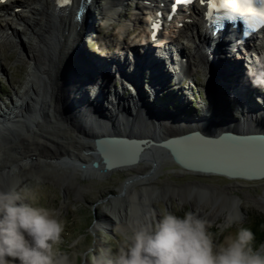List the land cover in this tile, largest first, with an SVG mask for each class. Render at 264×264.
I'll return each instance as SVG.
<instances>
[{"label":"bare ground","instance_id":"bare-ground-1","mask_svg":"<svg viewBox=\"0 0 264 264\" xmlns=\"http://www.w3.org/2000/svg\"><path fill=\"white\" fill-rule=\"evenodd\" d=\"M80 1L71 0V3L59 6L57 0H30L29 4H24L23 0H12L0 7V43L3 42L8 47L19 48L15 58L20 63L30 65V69L26 70L27 78L18 81L19 88L23 89L15 91L14 97H10L7 102H0V143H3L0 145V151H6L10 155L6 157V161L0 162V211L11 208L31 227L35 225L34 218L19 212L21 203L17 197V190L22 186L23 179L29 178L32 163L44 160L52 166L66 167L72 162L74 163H71L72 168L78 169L80 176L83 171L97 174L99 166L94 168L90 165L94 156L88 152L90 151L87 142L89 137L112 133L144 135L158 139L193 128L207 132H215L224 128L264 131V108L256 110L258 100L262 101L260 91L264 92L262 89L264 88L262 87L264 73L260 61L264 59V40L261 46L252 41L249 42L252 54L249 56L250 52H247L245 58L249 56L247 61H251L252 64L249 65V69H239L233 62L234 57L230 58L233 61L228 59L231 50L227 51L225 43H218L221 44L220 46L215 45L214 39H210L204 31V21L201 19L198 7L194 6L192 14L185 16L189 19L188 22H185L182 28H176L173 31L172 44L168 46L176 48L177 56L174 60L173 57L166 59L169 67L165 68V71L162 68L159 71L165 79L164 82L153 74V66L147 62L150 56L141 55L140 50L145 51L147 48L151 49L152 46L156 47L154 44H148L145 38L147 35L142 33H136L134 38H139H132L130 43L123 44L117 41L123 49V54L118 56L119 60L115 62L113 69L109 65L111 69L109 67L103 72L97 71L89 67L91 60L82 61L79 57L81 53L84 57L86 55L81 40L88 26L87 19L91 15L90 4H87L81 7L80 16L77 18ZM134 1L92 0L91 5H94L96 10L98 9L104 16L112 17L119 11L116 6L125 8L129 3H134L133 23L139 21L144 24V20L137 18L143 3L151 5L162 0ZM85 2L86 0H83V5ZM17 7H21L20 12L15 11ZM131 27L132 24L125 21L117 29L122 36L126 29ZM231 56H233L232 53ZM13 57L12 54L0 52L2 60H11ZM178 57L181 59L178 60ZM243 57L238 56L237 58ZM177 61H180L181 66ZM94 63L97 61L94 60ZM144 64H146L148 83L144 86L145 92H141L142 84L139 74L144 72ZM200 67L205 69V74L207 72L212 77L214 73L217 77L223 75L215 82L219 90L217 97L219 110L215 108L210 112L190 115L184 113L179 105L178 111L170 109L167 102L160 105L154 102L159 96L160 88L161 92L167 88V82H170L169 76L176 75L183 81L184 73L194 76L196 69ZM2 70L4 71V67L0 62V71ZM252 75H259L263 83L258 82L256 85V78ZM209 82H211L210 79ZM207 86L206 92L212 94L214 90L209 84ZM128 87L130 91L127 90ZM166 92L174 94L172 98L175 96V93L167 90ZM176 93L181 94L182 91L176 90ZM98 94L102 100L96 97L101 103H98L99 108L93 111L88 107L91 105L90 100H83V98L95 97ZM256 98L259 99L256 100ZM211 99H215V94ZM182 102L183 99L180 98V104ZM92 105L97 107V103L96 105L92 103ZM230 105L238 108L236 119L232 116L228 118L229 112L226 109ZM184 108H186L185 105ZM42 112L53 115V122L57 123L54 125L57 128L60 126L59 132L42 129ZM229 115L232 114L229 113ZM67 137H72L73 142L84 143L78 147L82 152L75 146L69 145L70 142L62 141ZM4 144H9V147H3ZM157 151L154 149L146 154L144 160L141 161L146 165L142 168L137 167L136 169L135 166H131L119 169L127 172V179L123 184L139 176L141 177L137 179L140 181L151 179L150 174L155 165V153L157 156L161 154V157L168 160L165 153ZM79 163L86 166L81 167ZM150 169L151 171H147ZM133 171L140 175H132ZM183 171L194 174L187 170ZM194 175L219 176L215 174ZM170 193L178 197L180 194L177 188L171 189ZM181 198L184 202L189 201L186 196ZM145 203V210L138 221L133 220L122 206L117 210L107 209L113 217L114 224L128 229L130 226L135 227L137 238L144 242L150 257L154 255L150 232L157 210L150 200ZM193 207L191 218L196 226L206 227L219 216L226 224L240 221L243 217L233 201L225 209L216 206L207 211L197 202L193 204ZM1 215L0 213V218ZM0 247L6 249L2 238Z\"/></svg>","mask_w":264,"mask_h":264},{"label":"rangeland","instance_id":"rangeland-1","mask_svg":"<svg viewBox=\"0 0 264 264\" xmlns=\"http://www.w3.org/2000/svg\"><path fill=\"white\" fill-rule=\"evenodd\" d=\"M23 1L24 4L30 3V0ZM130 11L128 16H131ZM94 27H97L96 22ZM107 34L102 38L105 37L108 42L115 41L119 36L118 29ZM135 35L136 31L127 34L126 43H130ZM81 41L86 55L84 57L81 53L80 59L94 61V53L100 51L102 42L99 38L94 41L85 33ZM19 50L0 43V52L14 56L7 61L0 59L4 67V71H0L1 103L13 98L15 91H21L23 88H19L18 81L27 78L26 70L30 69V65L17 61L15 56ZM145 68L146 64L144 72L139 74L141 92H145L144 86L148 83ZM214 75L205 74V69L200 67L194 76L184 73L183 81L170 79L165 89L175 93V96L172 98L174 94L167 93L165 89L161 92L159 87L160 93L154 102L157 105L167 102L170 109L178 111L179 105L184 113L190 115L210 112L215 108L219 110V90L215 82L223 75ZM252 76L256 78V85L263 83L259 77ZM207 84L214 90L212 94L206 92ZM176 90L182 91V95ZM260 92L262 101L256 98V110L264 108V92ZM213 94L214 100L211 99ZM180 98L183 99L181 104ZM237 107H227L226 111L232 114L228 113V118H237ZM52 117L48 112L41 113L42 129L59 132L60 126L56 127ZM62 141L70 142L69 145L78 150L81 149L79 145L84 144L73 142L72 137ZM3 147L7 148L9 144ZM7 156L10 155L6 151H0V162L6 161ZM154 160L156 166L150 174L151 179L140 181L136 178L127 184H123L127 172L121 170L106 174L83 171L80 176L78 169L72 167L64 169L65 166H52L44 160L32 163L29 178L23 179L17 197L21 203L19 212L31 215L35 225H28L11 208L0 211V240H4L6 247H0V264H249V251L245 246L251 235L252 219L264 218V179L248 181L194 175L184 172L161 154L157 156L155 153ZM143 165H146L145 162L135 165V168H142ZM131 174L140 175L135 171ZM175 188L180 193L179 197L170 193ZM183 196L189 201L180 199ZM148 200L157 210L150 232L154 248V255L150 257L144 242L137 238L135 227L129 225L128 229L114 224L108 212V209L117 210L122 206L133 220L138 221ZM232 201L243 214L240 221L226 224L219 216L206 227L194 225L191 216L195 202L209 211L216 206L225 209ZM261 248L264 249V245Z\"/></svg>","mask_w":264,"mask_h":264},{"label":"water","instance_id":"water-1","mask_svg":"<svg viewBox=\"0 0 264 264\" xmlns=\"http://www.w3.org/2000/svg\"><path fill=\"white\" fill-rule=\"evenodd\" d=\"M96 97L100 99L99 94L95 97L83 98L90 100L91 105L88 107L93 111H96V108H99L98 103H101ZM92 103L95 105L97 103V107ZM87 142L90 148L88 152L94 156L90 165L94 168L99 166V173L106 174L135 166L144 160L147 153L156 149L165 153L168 161L181 170L194 174H215L251 181L264 179V131L224 128L207 132L193 128L158 139L144 135L104 133L87 138ZM71 163H68V167L73 166L74 163ZM79 164L81 167L86 166ZM262 245L252 258L264 251Z\"/></svg>","mask_w":264,"mask_h":264},{"label":"trees","instance_id":"trees-1","mask_svg":"<svg viewBox=\"0 0 264 264\" xmlns=\"http://www.w3.org/2000/svg\"><path fill=\"white\" fill-rule=\"evenodd\" d=\"M251 235L246 242L249 264H264V251L259 252L254 258L255 251L264 243V218L252 219L250 224Z\"/></svg>","mask_w":264,"mask_h":264}]
</instances>
